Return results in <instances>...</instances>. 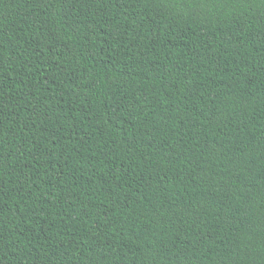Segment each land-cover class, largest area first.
<instances>
[{"label": "trees", "instance_id": "1", "mask_svg": "<svg viewBox=\"0 0 264 264\" xmlns=\"http://www.w3.org/2000/svg\"><path fill=\"white\" fill-rule=\"evenodd\" d=\"M0 264H264V0H0Z\"/></svg>", "mask_w": 264, "mask_h": 264}]
</instances>
